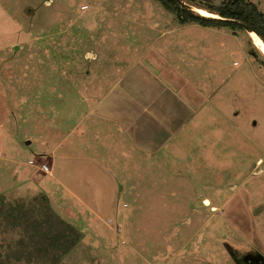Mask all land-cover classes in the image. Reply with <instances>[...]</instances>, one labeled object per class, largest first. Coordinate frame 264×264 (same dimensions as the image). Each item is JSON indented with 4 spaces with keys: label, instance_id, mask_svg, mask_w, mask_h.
<instances>
[{
    "label": "rangeland",
    "instance_id": "obj_1",
    "mask_svg": "<svg viewBox=\"0 0 264 264\" xmlns=\"http://www.w3.org/2000/svg\"><path fill=\"white\" fill-rule=\"evenodd\" d=\"M186 1L217 5L221 0ZM177 22L159 0H0V222L25 220L31 227L28 232L40 235L43 231L39 238L44 243L60 245L61 264H232L242 262L246 254L261 253L260 245L245 244L237 236L230 215L234 199L264 210V173L255 174L258 159H264V106H254L264 83L253 75L247 81L252 88L247 96L254 107L246 121L258 125L252 126L251 133L261 131L253 135L260 148L245 157L244 149L232 144L238 141L222 134L231 121L232 125L240 122L230 116L232 101H240L232 100L240 87L232 82V71L244 66L245 60L240 55L232 60L231 37L217 36L219 53L209 52L214 63L221 65L222 80L215 84V99L207 89L204 95L219 104L214 108L219 116L215 125H220L214 143L220 162L213 172L220 180L221 199L231 195L229 186L241 167L237 184L242 189L241 196L232 197L214 218L187 210L190 189H184V179L172 181L173 170L154 158L141 156L134 161L128 152L116 153L112 135L87 120L124 69L150 47L156 50L152 42L157 32ZM202 71L203 76L211 73L208 65ZM80 133L84 136L79 137ZM72 144L81 149L73 150ZM51 156L53 178L37 177L42 164L51 165ZM232 159L242 161L241 167H232ZM30 162H35V168ZM174 182L175 191L166 196L167 185ZM65 187L79 196L86 192L92 208L100 210L79 229L84 235L75 236V241L69 229L58 224L61 215L54 213L58 205L49 201L53 189L63 193ZM198 197L194 195L193 201L201 202ZM210 220L219 226L217 241L202 244L209 231L208 223L202 225ZM23 231V227L14 229L19 234Z\"/></svg>",
    "mask_w": 264,
    "mask_h": 264
},
{
    "label": "crops",
    "instance_id": "obj_2",
    "mask_svg": "<svg viewBox=\"0 0 264 264\" xmlns=\"http://www.w3.org/2000/svg\"><path fill=\"white\" fill-rule=\"evenodd\" d=\"M250 2L264 16V0ZM184 3L192 11L197 8L209 11L207 7L211 6L208 3L205 5ZM250 34L251 32L245 29L230 30L228 28H205L197 24L182 25L178 20L177 24L174 23L169 29L157 32L152 42L153 46H157L156 50L150 47L139 54L117 77L111 87L102 93L87 117V120L93 122L97 130H104L112 135L116 141L114 144L116 153L128 152L134 161H138L141 156L146 159L154 158L174 171L175 178L172 181L184 179L186 182L184 189H190V199L186 207L194 214L206 212L210 218H214L215 214H220L224 210L226 203L231 201L232 197L241 196L242 189V186L237 184V179L243 174L241 173L242 161L235 163L232 159V167L241 168L239 175L233 177L235 181L229 186L231 195L226 199H221L220 180L213 172L214 167L220 162L219 147L214 143L219 133L215 131L216 127L220 126L215 125L219 116L214 108H219V104L216 100L213 104L211 98L206 97L204 92L207 89L208 94L213 95L215 99L218 95V85L215 84L222 80L221 74L219 75L221 65L215 64L214 58L211 57V54L216 56L219 53L215 48L219 35L232 38V60L237 55L245 60V65L239 70L232 68V82L237 81L236 84H240L238 91L236 93L233 91L232 100L238 97L240 101H232V115L230 116L240 118L241 123L237 121L238 124L232 125L231 121L226 127L227 131L222 133L223 138L231 139L232 142L238 141L232 144L236 149L241 151L244 149L242 153L245 157H252L253 149L260 148V145L254 143L253 135H256L255 132H260L261 128L251 133V128L258 127V125L250 126L246 118L251 117L254 106H264V100H262L264 91L261 92L259 101L254 106H250L251 97L247 96L250 91L247 90H252V88L247 87V81L251 82L254 76L258 83H264V57L252 42ZM193 37L198 39H192ZM205 44H208L209 48H205ZM205 51L208 56L205 55ZM92 56L95 55L92 54ZM205 65H208L211 72L207 76H203L202 71ZM234 66L236 63L232 64V67ZM80 136L84 135L80 133ZM128 147L130 151L126 150ZM79 148L78 144H72L73 150ZM235 154L233 150L232 155ZM53 160L54 158L50 165V175L41 173L36 176L44 175L52 179ZM256 171V175L264 173L263 158L258 159ZM39 181L32 185L38 187ZM169 181L171 179L165 180V182ZM174 185L175 182L171 184V187L167 185L166 196L175 191L176 186L174 188ZM49 191L47 190L46 193ZM52 191L54 193L49 195V201L53 206L58 205L54 213H59L62 219L59 217L58 224L61 223L69 229L68 235H72L74 241L75 236L83 237V230L79 229L85 228L88 220L96 217L95 214L100 210L92 208L91 200L87 198L86 192L80 193L79 196L69 187H65L63 193L54 189ZM181 194L187 193L182 192ZM193 194L195 197L199 196L201 202L199 200L194 202ZM239 200L241 199L233 200L234 206L230 215L232 216V227L245 244L253 245L255 242L260 245L261 253L246 254L242 262L235 261L232 264H250L264 260V221L258 220L264 210L252 206L249 202L243 201L242 203ZM95 205L97 206V203ZM62 213H67L68 216ZM208 221L202 225L203 228L208 223L209 231L205 236L206 241H201V243L212 245L217 241L215 230H219V226L217 227L214 220ZM29 225L25 223V220L19 223L9 220L0 222V264H61L60 245L54 246L53 242L44 243L39 238V236L43 238V231L40 235H35L34 231H27L31 228ZM22 227L24 228L22 234L14 232V229ZM25 239L28 242L24 243ZM34 240H40V242L37 243ZM256 250L260 252L258 247ZM70 255L69 250L66 256ZM245 258L248 259L246 262Z\"/></svg>",
    "mask_w": 264,
    "mask_h": 264
},
{
    "label": "trees",
    "instance_id": "obj_3",
    "mask_svg": "<svg viewBox=\"0 0 264 264\" xmlns=\"http://www.w3.org/2000/svg\"><path fill=\"white\" fill-rule=\"evenodd\" d=\"M161 4L174 14L182 25L197 24L205 28H228L243 30L247 27L256 33L264 42V16L258 8L247 0H223L219 5L208 6L207 9L219 19H208L195 14L187 7H181L176 0H159ZM187 2L186 0H180Z\"/></svg>",
    "mask_w": 264,
    "mask_h": 264
},
{
    "label": "bare ground",
    "instance_id": "obj_4",
    "mask_svg": "<svg viewBox=\"0 0 264 264\" xmlns=\"http://www.w3.org/2000/svg\"><path fill=\"white\" fill-rule=\"evenodd\" d=\"M194 13H196L197 15L204 17V18H208V19H219L220 17L214 13H211L207 10L204 9H193ZM251 38H252V42H254L255 46L258 48V50L261 52V54L264 57V43L262 42V40L257 36V34L255 33H251L250 34Z\"/></svg>",
    "mask_w": 264,
    "mask_h": 264
},
{
    "label": "built area",
    "instance_id": "obj_5",
    "mask_svg": "<svg viewBox=\"0 0 264 264\" xmlns=\"http://www.w3.org/2000/svg\"><path fill=\"white\" fill-rule=\"evenodd\" d=\"M35 162H30V165L33 166L35 168ZM36 169H39V167H37ZM40 172L43 173L44 175H50L51 174V168L49 165L47 164H42L40 166Z\"/></svg>",
    "mask_w": 264,
    "mask_h": 264
},
{
    "label": "water",
    "instance_id": "obj_6",
    "mask_svg": "<svg viewBox=\"0 0 264 264\" xmlns=\"http://www.w3.org/2000/svg\"><path fill=\"white\" fill-rule=\"evenodd\" d=\"M176 2H177L181 7H187V8H189L188 5H186L184 2H181L180 0H176ZM245 30L248 31V32H250V30H249L247 27H245ZM250 264H264V260L262 259V260H259V261H257V262H251Z\"/></svg>",
    "mask_w": 264,
    "mask_h": 264
},
{
    "label": "flooded vegetation",
    "instance_id": "obj_7",
    "mask_svg": "<svg viewBox=\"0 0 264 264\" xmlns=\"http://www.w3.org/2000/svg\"><path fill=\"white\" fill-rule=\"evenodd\" d=\"M247 260H248V259H247ZM247 260H246V258H245V260H244V261L246 262ZM245 262H244V263H245Z\"/></svg>",
    "mask_w": 264,
    "mask_h": 264
}]
</instances>
